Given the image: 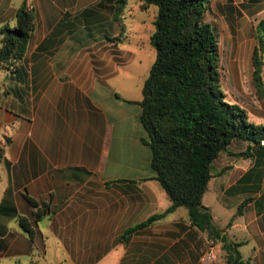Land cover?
<instances>
[{
  "label": "crops",
  "instance_id": "obj_1",
  "mask_svg": "<svg viewBox=\"0 0 264 264\" xmlns=\"http://www.w3.org/2000/svg\"><path fill=\"white\" fill-rule=\"evenodd\" d=\"M22 1L33 28L20 64L0 69V264H204L206 233L181 205L119 236L169 204L141 140L139 105L126 117L127 96L117 94L128 91L131 73L124 67L135 52L124 42L125 4L0 0V26L14 24ZM205 16L218 46L241 45L230 57L234 68L245 64L242 47L249 46L251 56L264 0H210ZM263 160L258 150L257 167L243 168L239 188L227 196L221 189L213 194V209L201 197L213 223L239 241L241 257L253 264H264ZM217 180L223 190L237 184ZM226 210L225 219L220 213ZM214 247L207 264H226L219 239Z\"/></svg>",
  "mask_w": 264,
  "mask_h": 264
},
{
  "label": "trees",
  "instance_id": "obj_2",
  "mask_svg": "<svg viewBox=\"0 0 264 264\" xmlns=\"http://www.w3.org/2000/svg\"><path fill=\"white\" fill-rule=\"evenodd\" d=\"M210 0H137L139 9L156 6L149 42L154 58L141 84L139 122L150 150L149 166L164 189L169 204L162 211L126 227L120 237L146 225L176 206H184L190 222L210 238L221 241L226 264H253L242 258L239 241L227 239L201 201L213 160L232 139L264 143V122L248 119L245 108L228 101L220 85L219 49L211 24L204 19ZM122 4L125 0H115ZM33 28V14L21 2L15 22L0 26V69L20 64L26 40ZM251 81L264 100L260 52L264 49V16L254 25ZM241 153H244L242 150ZM30 203L35 201L29 198ZM245 198L236 207L239 211ZM33 213L41 216L44 203ZM19 223L29 230L23 217ZM229 224V221L227 222Z\"/></svg>",
  "mask_w": 264,
  "mask_h": 264
},
{
  "label": "rangeland",
  "instance_id": "obj_3",
  "mask_svg": "<svg viewBox=\"0 0 264 264\" xmlns=\"http://www.w3.org/2000/svg\"><path fill=\"white\" fill-rule=\"evenodd\" d=\"M124 19H125V38L124 42L127 44L128 40L133 43L135 48L134 55L130 62L125 63V73L130 72L131 76L129 79H126L125 86L128 88V91L117 90V94H123L127 96L125 99H122L125 107V115L129 117V113L134 112L133 108L138 107L137 101L128 100L127 98H140L141 95V84L144 77L147 74L150 63L154 58V48L149 42V34L154 29L153 19L156 11V6L150 4L147 9L141 10L138 7L137 0H125L124 2ZM207 16H210L207 14ZM206 17V16H205ZM213 24L216 22L212 21ZM127 29L131 30V35H129ZM241 46V45H240ZM228 46L222 42L219 43V67L221 71L220 85L225 93V98L228 101H233L243 106L247 112L248 119L254 122H264V119L261 118L260 114L264 113V100L259 98L255 93L253 83L251 81V56L248 54L249 46L242 47L243 57L246 59L245 64L240 62V65L235 69L233 64L234 61L230 59L233 56L234 49L241 47ZM246 54V55H245ZM239 55V54H238ZM260 59L262 61L261 70L264 69V49L260 52ZM264 71V70H263ZM262 72V71H261ZM264 84V83H263ZM232 99V100H231ZM131 117V116H130ZM137 119L136 115L133 116ZM246 141L240 139H232L224 149L220 150L218 155L213 160L215 172L209 178V183L207 188L202 194L203 200L210 205V208L213 209V194H217L218 190H222L223 193L227 196L234 189L239 188V184L236 181L237 174L245 168L247 165L252 164L253 167H257L254 163L257 151L264 150V143L251 144L249 148H246ZM245 151V153H239L240 151ZM246 151L251 154H246ZM259 165V164H258ZM260 166L264 168V160ZM223 177L225 181H235V186H230V188L223 190V184L221 187H217L216 181L218 177ZM232 185V184H231ZM245 194H242L243 198ZM232 198L235 195H231ZM240 201V199H239ZM237 201L234 204V208L239 204ZM229 211H222L220 216L223 218H228ZM206 233V232H205ZM206 246L208 244H214L217 238H210L206 234Z\"/></svg>",
  "mask_w": 264,
  "mask_h": 264
},
{
  "label": "built area",
  "instance_id": "obj_4",
  "mask_svg": "<svg viewBox=\"0 0 264 264\" xmlns=\"http://www.w3.org/2000/svg\"><path fill=\"white\" fill-rule=\"evenodd\" d=\"M261 143H263V140H260ZM216 249L214 247V244H208L206 247L203 260L204 264H207L208 261L212 260L215 257Z\"/></svg>",
  "mask_w": 264,
  "mask_h": 264
}]
</instances>
